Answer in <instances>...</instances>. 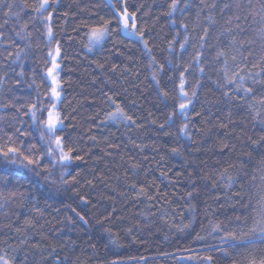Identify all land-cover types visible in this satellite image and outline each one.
<instances>
[{"label": "trees", "instance_id": "trees-1", "mask_svg": "<svg viewBox=\"0 0 264 264\" xmlns=\"http://www.w3.org/2000/svg\"><path fill=\"white\" fill-rule=\"evenodd\" d=\"M192 2L187 13L170 17V0H128L129 10L137 13L138 29L145 30L143 39L127 37L117 29L93 52L87 51L85 25L110 15L106 0H57L49 9L53 12L51 44L45 26L34 22L31 9L17 22L5 17L7 9L0 5V24L8 19L0 29L4 33L0 36V104L13 101L20 109L0 108V136L11 135L17 147L23 142L25 154L36 145L33 159L40 161L29 166L31 171L23 177L8 178L6 192L16 195L0 208V255L13 264H209V256L211 264H231L239 258L234 253L259 256L264 252V242L257 241L250 248H229L226 256L219 249L227 245L209 234V221L232 230L235 217L243 211L241 205L264 194V185L255 187L250 180L255 174V184H260L261 173L254 169L264 157V124L253 119L238 96L221 86L218 72L208 67L210 51L202 61L203 74L192 67L203 28H209V45L227 44L220 32L223 27L235 28L234 19L231 25L226 21L236 10L221 9L232 0H204L217 7L211 12L206 8L198 26L199 0ZM29 3L35 5L38 0ZM207 15L216 22L214 27ZM25 22L28 28L21 32L25 37L21 39L12 29L20 31ZM181 22L189 26L185 50L180 48ZM240 27L244 32L237 39L252 49L250 60L256 63L264 55L258 35L264 24L259 17H249ZM174 39L170 51L169 42ZM57 42L63 85L58 107L66 117L57 134L64 138L66 151L72 147L82 157L67 169V183L45 179V169L51 165L41 155L38 126L26 114L37 92L43 98L48 90L47 53ZM19 49H23L21 60L8 56ZM160 65L162 71H158ZM186 68L187 90L190 96L193 91L196 95L188 105L187 120L177 114L169 121L177 111L173 97L180 72ZM162 90L170 95L164 97ZM117 105L135 123L107 121ZM185 122L187 135L180 131ZM14 168L0 157V177ZM225 168L234 176L247 172L248 177L230 187L220 178ZM52 171L58 177L61 170L57 166ZM182 225L188 227L181 231Z\"/></svg>", "mask_w": 264, "mask_h": 264}, {"label": "snow or ice", "instance_id": "snow-or-ice-1", "mask_svg": "<svg viewBox=\"0 0 264 264\" xmlns=\"http://www.w3.org/2000/svg\"><path fill=\"white\" fill-rule=\"evenodd\" d=\"M56 3L57 0H38V3L33 5L29 3V0H19V3H8L6 0H0V5L7 9L4 12V16L9 19L14 17L17 22L21 20L22 13L28 14V10L31 9V12L34 13V22H40L45 26L49 44H51L54 39L50 23L53 12L49 11V9H54ZM105 6L108 7L110 11V15L107 18L101 16L92 25H85V27L88 28L86 36L89 51L97 46L102 47L104 42L117 29L127 36L138 35L143 39L145 30L143 28L138 29L137 13L136 11L129 10L128 0H106ZM192 7V0H170L167 14L170 17L177 12L183 15L191 10ZM216 7V3L206 5L204 0H199L200 10L195 14L196 25L198 26L199 17L206 8L211 12ZM233 8L236 10V13L226 21V24L231 25L234 19L236 21L235 28L223 27L220 32V36L227 39V44L221 46L209 45L207 41L209 28H203V35L200 36L199 50L193 57L192 67H195L198 69L199 73L203 74L205 72V67L202 61H205V52L210 51L211 59L208 62V67L218 72L220 79L223 80L221 86L230 89L234 96H238L247 106L249 112L252 113L253 119L264 124V55H261L256 63H252L250 60V57L253 56L252 49L250 47L246 49L245 41L243 39H237V36L242 35L244 32V29L240 27L241 21L246 22L249 17L253 19L259 17V22L264 24V0H232L231 3L223 4L221 12L225 9L231 11ZM206 19L213 27L215 26L216 22L212 19L211 15H207ZM173 22L175 23V21ZM7 24L8 19H5L4 23L0 24V29H3ZM27 28L28 24L25 22L21 26L20 31H16L15 28H13L12 31L15 32L17 37L25 39L24 36H21V32L25 31ZM180 28L184 33L180 48L181 50H185L186 45L189 43V26L187 23L181 22ZM194 30L195 28H193V31ZM180 34V31H178L177 36ZM3 35V31H0V36ZM258 35L261 41V50L264 52V29H262ZM27 37H31V32H27ZM13 43H15V41H13ZM175 43V39L169 42L170 51L172 45ZM252 43H255V41L249 42V44ZM27 46L30 47L31 45L29 44ZM17 47L19 48V46ZM144 47L149 55H151L147 40H144ZM21 51H23V49H19L15 53L8 52V56L11 57L15 55L16 60H21ZM245 51H247V55H245ZM47 55L50 60V66L46 69V80L49 81L48 90L43 98L40 93L37 92V98L29 105L26 114H29L33 123L38 126L39 140L44 148L41 155L46 156L51 165V168L45 169V179L53 183L56 182L57 179L61 183H67L65 175L70 174L67 173V169L72 164L73 160H81L82 157L75 154L76 150L72 147H68L66 151L64 138L57 134L63 130L64 120L66 119L58 107L62 101L63 92L62 82L58 79L60 64L57 62V58L61 55L59 42H57L54 53L52 50H49ZM151 63L152 65L156 64L154 57H152ZM249 64H251V68L248 67ZM253 69L257 70L253 71ZM162 70L163 65H160L158 71ZM185 72H189V69L186 68L184 71L180 72L179 83L175 88L177 95L173 97V100L177 104V111L169 116V121H172V116L177 114L184 116L185 120H187L188 105L192 102V96L196 95L195 91L191 93V96L189 95V91L186 87L187 80ZM19 75H23V72L19 73ZM153 79H156L155 71L153 73ZM33 83H35V81H33ZM157 84H159V81H157ZM36 87L39 88V85H36ZM162 95L168 97L170 94L167 90H162ZM225 95H228V92H226ZM0 108H15L17 112L20 110L13 101L0 104ZM108 118L114 121L135 123L133 117L127 115L119 105L116 106L115 111L108 114ZM187 128L188 123L185 122L181 125L180 131L187 135ZM2 131L3 130L0 129V132ZM4 136H6L7 139L4 143L0 144V157L7 163L14 165L15 168L7 171L5 176L0 177V181H3V183H0V208L4 207L5 204L9 202L10 197H15L16 195L15 192H6L8 183H10L8 178L23 177L26 171H31L29 166L40 163L38 159H33L36 145H31L28 149V154H25L23 142H20V146L17 147L11 135L4 133ZM4 136H0V140H3ZM261 142H264V137H261ZM253 143L259 142L253 141ZM249 156L251 157V154H249ZM57 166L61 170L58 177L54 176L52 171V169L57 168ZM235 167V165H229V168L235 169ZM229 168H225L223 172L220 173V178L225 180L230 187L248 177L247 172H244L243 177L240 176L239 173L234 176L229 173ZM254 172H259L261 175L259 176V185L255 184L257 180L255 174L250 177L253 186L260 187L264 185V157H261V159L257 161V167L254 169ZM37 175H39V173H37ZM72 179L75 180L76 178L73 177ZM245 183H247L246 179ZM241 187H243V184ZM141 191H143V189H141ZM237 195H239V193H237ZM241 207L243 211L235 217L234 228L232 230H229L226 225L220 222L212 223V221H209L211 229L209 234H215V237L219 239L221 245H227V248L222 247L219 249L226 256L229 255V248H250L257 241L264 242V194L250 199L248 203H243ZM81 219H83V217H81ZM105 219L110 220V217H106ZM187 227L188 225H182L179 230L183 231L184 228ZM17 231H20V229H17ZM198 239H203V237H198ZM234 255H239V258L232 260L231 264H264V252L259 256L253 252H248L247 254L234 253ZM212 259L211 256L206 258L209 264H211ZM0 264H13V261L6 258L5 255H0Z\"/></svg>", "mask_w": 264, "mask_h": 264}, {"label": "rangeland", "instance_id": "rangeland-1", "mask_svg": "<svg viewBox=\"0 0 264 264\" xmlns=\"http://www.w3.org/2000/svg\"><path fill=\"white\" fill-rule=\"evenodd\" d=\"M124 34V33H123ZM125 35V34H124ZM125 36H127V35H125ZM127 37H130V38H133V39H135V40H139V41H141V37L140 36H127ZM100 48V46H97V47H94V48H92V50L91 51H89V49H88V47H87V51L88 52H93V51H96L97 49H99ZM51 50L53 51V53H54V51H55V47H53V48H51ZM57 62H58V58H57ZM47 75V74H46ZM58 79H59V77H58ZM115 111V110H114ZM106 120L107 121H109V122H112V123H120V122H126V121H114V120H110L109 118H108V116H107V118H106Z\"/></svg>", "mask_w": 264, "mask_h": 264}]
</instances>
